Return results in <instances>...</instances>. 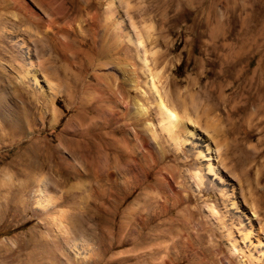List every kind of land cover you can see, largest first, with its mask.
<instances>
[{"label": "rangeland", "instance_id": "374dc122", "mask_svg": "<svg viewBox=\"0 0 264 264\" xmlns=\"http://www.w3.org/2000/svg\"><path fill=\"white\" fill-rule=\"evenodd\" d=\"M190 1L0 0V264H242L227 237L215 235L221 229L212 209L264 238V112H252L264 105V0ZM112 3L117 13L108 21ZM94 15L96 42L87 31ZM128 36L175 88L223 83L234 103L250 100L247 127L235 135L247 146L234 156L256 152L260 161L243 166L231 154L222 161L236 144L224 131L239 116L211 102L191 109L195 134L178 132L174 140L159 118L142 122L157 131L152 139L146 130L145 142L114 134L117 122L100 124L96 75L112 83L110 73L128 88L136 82L140 60ZM106 48L113 67L102 64ZM133 97L134 107L154 103ZM208 146L206 159L219 164L221 178L199 157ZM129 147L150 172L144 184ZM155 194L161 198L149 197ZM191 215L190 233L159 231L168 217L182 223ZM245 243L264 255L261 243Z\"/></svg>", "mask_w": 264, "mask_h": 264}, {"label": "bare ground", "instance_id": "6f19581e", "mask_svg": "<svg viewBox=\"0 0 264 264\" xmlns=\"http://www.w3.org/2000/svg\"><path fill=\"white\" fill-rule=\"evenodd\" d=\"M200 4H202V2ZM195 5H199V3H197ZM115 11L116 10H115L113 3L109 4L105 18L108 19V21H109L112 17H114L113 16L114 13H117ZM97 15H98V13H97ZM97 15H94L92 17L93 24L95 25V27L91 26L87 30V31H90L91 33H94V37H93L94 42L97 41L96 27H97V23H99V20H98L99 16H97ZM97 33H99V32L97 31ZM128 39L131 43H133L135 45L136 51L138 53V58L140 60V61H136L137 68L134 69V79L136 82L133 85L131 84L132 87L128 88L124 85V82H118L117 79L113 78L112 77L113 75L110 73H108L107 75L110 77V79L113 80L112 83H108L106 81L105 75H102L100 73H98V75H96V80L98 81V83H97V103H98L97 111H98L99 118H100V124H104V125L109 126V125L117 122L119 125L117 127H113L111 129V131L114 134L121 135L122 139H124L128 143L130 140V138H129L130 134L134 135L135 138L138 137L142 142H145L146 137H147L146 130H149L152 139H156V137H157L156 132L157 131L155 130L156 127L151 128V127L147 126V124L145 126H142V122L145 121L146 119L156 120L159 118V120L161 121L162 130L167 131L168 135L170 137L169 139L174 140V139H177V137H178L177 133L178 132L185 131V134H186V132H187V134L190 133L191 135L195 134V127H197L195 125L198 122H197V120H195L191 116L192 115L191 109H193V110L194 109L198 110L200 108L204 109V108H206V106L209 107L207 105V102H211V103H213V106H212L213 109L220 110L221 112L227 113L229 118L239 116V118L236 119V121L231 123L232 127L229 128L228 130L224 131V132H226V133H224L225 135H228L229 137L234 136L233 140L236 141V144H234V151H231V149H232V147H231L229 149L230 150L229 152H225L223 154L226 156L221 157L222 161H225L228 157L230 158V154L234 157V158H232L233 160H235L238 164H241L243 166L247 163H252L253 161H255V162L260 161L261 155L256 153V152H250V155H248L246 158L244 157L245 159H243L242 156H237V157L234 156L236 153V150L247 146L246 143H243L241 140H239V136L235 137V135L240 134L242 132L243 128L247 127L246 126L247 125V118H245V114L249 113V109H250V105H251L250 100H248L247 104H245V105H238V104H236V102L234 103V101L236 100L234 97L224 96V93L227 90H226V87L223 85V83H222L223 86L222 85H217V86L204 85L203 87H199V91H198L199 93L194 91L196 86H197V82H191L190 85H188V87L183 89V90H181L179 87L175 88L177 86V83L175 80L165 79V81H163L162 79H164L163 78L164 76L163 75L160 76L161 73L158 76L157 74H155L156 72L155 73L152 72V67L149 66L150 63L148 64L149 60H147V56H146V58L145 57L143 58L140 55V52H141L140 46L142 45V43H138V44H137V42L135 43L131 39V37H129V36H128ZM23 41H25V39ZM109 49L106 48V50H101L99 53H101V55H105L107 58L105 61L102 62V64L106 65V66L113 67L112 65L115 63V59L113 57H111V54H109ZM145 52H147V51H145ZM166 58H167V56H166ZM161 62H162V60H160V59L155 60L154 65L157 66ZM238 64H239V62L232 64V65L236 66ZM261 67L264 68V63L261 64ZM160 83L162 85L159 88ZM143 85L147 87L146 90L142 88ZM235 85H237L236 82H235ZM170 87L172 89L175 88V90H176V93H175L174 89H173V94L176 98L174 100V102L170 96V89H169ZM133 95H135V97L139 96L144 102H150L152 100L154 102L153 104L151 103L153 106H151V104H150V106L147 107V105L145 106V105H143L144 104L143 103L141 106L138 105V107H134V104L132 101L134 98ZM202 97H203V100L201 99ZM175 102L177 103V105H178V103L181 104L180 108L182 109V114H179L178 110L176 111V108H175L176 106L175 107L172 106L175 104ZM226 109H227V111H226ZM252 112L253 113H259V114L264 112V105L262 107H259V106L257 107L255 105V108L252 110ZM242 115H244V116L242 117ZM107 118H109V121ZM191 127H193V128H191ZM185 136H187V135H185ZM159 137H160V135H159ZM179 143H180V141H179ZM181 144H182V142H181ZM163 146H164V144H163ZM132 147H129V149L131 151V160L135 161V166L140 168V172L144 173V182L138 183L141 185V184H144L147 182V180L149 179V176H150V172L146 171L144 168L145 166H143L142 163L138 162V160L140 158L138 157V155L134 156L136 150L133 149ZM98 150L99 151L104 150L101 143L98 144ZM211 151L213 152V149H211L208 146L207 147L208 155L204 154L203 152H200L199 157L202 159L204 158L203 160H209V163L207 165V170H208L209 174L219 176V164H217V163L215 164L214 162L211 161V159H206L207 156H209V158H211V156H212ZM132 157H134V158L132 159ZM252 171H251V173H252ZM157 173L160 174V172H157ZM170 177H172V176L170 175ZM219 178H221V176H219ZM159 179H162V178L160 177ZM199 180H200V186L205 184V183H203L201 177ZM209 190L210 189L208 188V186H205L202 189V191L205 193H207ZM149 197L154 198V199L156 198L157 200L161 198L159 195H156V194L149 196ZM221 197H224V195L222 194ZM147 201H148L147 204H150L151 200L148 199ZM162 202H161V206L164 207V211H165L164 214H167V206H166L167 199L163 200ZM232 205L233 206L236 205L235 200L233 201ZM212 214H213V216L216 217L215 222L219 225V227L221 229V231H217L214 229L215 235L220 237L219 242L220 241L222 242L225 236L227 237L228 243H229L231 251L233 253V256L240 258V255L242 254V256L240 258V261L242 264H247L246 261H249L250 263H253V264H264V257H263L264 255H255L251 249H247V246L245 247V245H246L245 242L250 243V246L253 245L255 242L261 243L264 246V238L261 235L254 234L255 232L253 231V229L245 231L246 229H244L242 227L240 222L231 221L230 223H228L229 220L225 219L227 215H225L224 217L221 216L218 212V209L217 210L212 209ZM254 215L259 217V214L257 213V211L254 212ZM180 216H182V215H180ZM193 216L194 215H191L188 218L185 217V219L186 218L187 219L183 220L182 223L181 222L177 223V220L171 216V217H168L167 219L163 220V222L160 223V225L158 224L159 226L158 225L157 226H158V228L160 226H162V229L159 228V231H161V232L162 231H164V232L168 231V233H174V234H177L180 232H186L187 233L192 228V222H194ZM228 225H230V231H228V233L225 234L224 230L226 229V227ZM200 227H202V226H200ZM212 239H214V237ZM155 240H158V239H154V241ZM239 245H242V247H239ZM150 254L148 255V258L155 257V255H157L158 253H150ZM245 257L247 259H244ZM152 264H155V262Z\"/></svg>", "mask_w": 264, "mask_h": 264}]
</instances>
